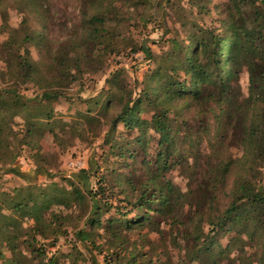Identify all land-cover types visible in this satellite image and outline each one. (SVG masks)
Returning a JSON list of instances; mask_svg holds the SVG:
<instances>
[{"label": "rangeland", "instance_id": "obj_1", "mask_svg": "<svg viewBox=\"0 0 264 264\" xmlns=\"http://www.w3.org/2000/svg\"><path fill=\"white\" fill-rule=\"evenodd\" d=\"M228 8L227 0H0V264L263 263L264 239L213 225L244 175L245 65L230 99L205 88L195 99L143 102L141 119L170 127V148L150 125L143 144L129 143L139 133L116 120V99L106 112L94 103L100 94L108 102L112 83L126 99L142 96L154 63L199 28L223 30ZM83 11L102 17L105 37H84ZM71 55L77 67L66 68ZM112 144L129 151L110 155ZM256 162L247 176L261 186L264 160ZM150 176L151 191L173 187L171 210L132 222L145 213L136 204ZM93 202L99 223L85 227ZM82 228L85 241L75 235ZM214 232L228 247L212 262L198 249Z\"/></svg>", "mask_w": 264, "mask_h": 264}, {"label": "trees", "instance_id": "obj_2", "mask_svg": "<svg viewBox=\"0 0 264 264\" xmlns=\"http://www.w3.org/2000/svg\"><path fill=\"white\" fill-rule=\"evenodd\" d=\"M227 2L229 11L226 19L221 23L223 30L215 32L212 29L199 28L198 32L190 34L180 42L177 53L167 55L161 63L160 60L155 62L153 69L143 80L142 96L131 98L130 95L126 99L124 88L116 87V84L112 83L108 102L103 103L102 94H100L94 99V103L96 107L106 112L111 108L113 98L116 99V120L121 121L128 131L137 128L139 133L138 137H133L129 143L143 144L144 134L150 125L158 132L159 143L170 148V127L161 117L155 115L150 121L141 119L139 113L142 112L143 102L146 100L154 105H168L180 98L195 99L202 97L205 88L216 89L219 97L230 99L231 83L236 78L239 68L245 65L249 73V95L245 98L243 106L238 107L243 111L245 121L243 127L246 124L245 150L239 166L244 171V175L235 179L237 196L219 221L213 225L218 228V231L231 232L236 229L237 234L251 232L248 233L251 238L255 234L261 240L264 239V183L260 186L248 177L247 173L253 169V163L264 160V72L258 71L255 61L258 57V60L264 64V0H227ZM248 5L252 6V14L246 11ZM82 21L86 26L85 38L99 40L108 33L102 26L104 23L102 17L98 15L83 11ZM28 39L29 35L24 36V40ZM73 46L78 47L74 44ZM147 55L153 59V55L148 50ZM23 60L24 66L32 69L31 62L26 56ZM68 63L77 67L78 57L71 55L64 60L63 66L66 65L68 68ZM42 95L47 98L52 94L44 92ZM115 124L116 121L113 119V125ZM1 130L0 128V132ZM2 145L0 140V150ZM115 147L116 145H111L110 155L124 156L129 151L126 149L117 153L114 150ZM130 154L133 156L132 153ZM166 168V165L162 167V169ZM13 170L18 173L16 169L13 168ZM154 182L155 177L150 176L143 184V191L136 206L139 212L144 210L145 213L143 215L138 213L132 222L147 219L149 212L158 214L170 212L173 187L170 186L167 192L159 188L158 191H151ZM76 192L79 195L82 193L78 189ZM30 209L33 211L32 208ZM98 212L99 207L93 202L90 217H87L84 223L85 227L99 223ZM84 228L75 233L76 237L82 241L89 237ZM217 234L218 232H214L206 236L198 249V252L207 255L212 262L228 247V245L221 246L217 240ZM260 264H264V261Z\"/></svg>", "mask_w": 264, "mask_h": 264}]
</instances>
